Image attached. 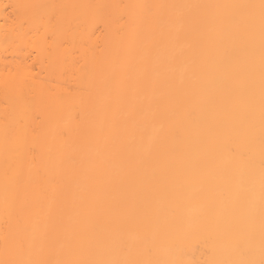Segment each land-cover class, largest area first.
Listing matches in <instances>:
<instances>
[{
    "label": "bare ground",
    "instance_id": "obj_1",
    "mask_svg": "<svg viewBox=\"0 0 264 264\" xmlns=\"http://www.w3.org/2000/svg\"><path fill=\"white\" fill-rule=\"evenodd\" d=\"M0 264H264V0H0Z\"/></svg>",
    "mask_w": 264,
    "mask_h": 264
}]
</instances>
